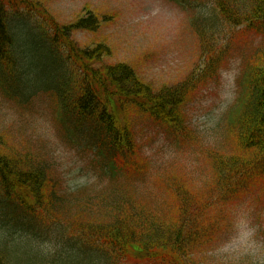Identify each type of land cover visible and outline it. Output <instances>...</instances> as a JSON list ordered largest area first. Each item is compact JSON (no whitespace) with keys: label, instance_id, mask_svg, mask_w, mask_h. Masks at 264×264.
I'll return each mask as SVG.
<instances>
[{"label":"trees","instance_id":"trees-1","mask_svg":"<svg viewBox=\"0 0 264 264\" xmlns=\"http://www.w3.org/2000/svg\"><path fill=\"white\" fill-rule=\"evenodd\" d=\"M212 1L218 16L204 13L202 25L216 27L220 18L233 25L247 23L264 36V0ZM41 12L45 13L43 8L24 0H0V73L5 84L14 86L8 88V95L22 104L36 102L40 94L53 96L62 111L61 124L68 134L91 140L112 186L95 191L85 185L68 191L47 174V159L34 162L6 151L0 135L1 263L194 264L193 254L211 244L204 237L208 229L200 224L191 227L183 218L189 205L197 204L195 197L186 190L174 196L175 188L171 189L172 203L163 202L160 208L174 205L175 209L160 215L151 202L157 199L151 197L153 188L146 175L150 161L141 157L136 129L132 130L131 117L126 115L131 109L135 112L131 115L138 112L174 132L182 131V108L192 88L153 90L123 62L94 66L110 53L107 47L78 48L69 38L75 29L97 28L92 12L68 25L50 23L47 34L31 20ZM55 38L66 49L61 55L54 47ZM256 55L242 77L231 131L237 147L260 156V165L250 167L257 163L251 158H214L216 184L227 181L221 197L244 191L249 172L264 169V60L259 61L264 45ZM66 58L72 70L65 67ZM49 61L54 66L48 70ZM77 72L81 79L77 80ZM37 78L42 82L35 83ZM124 169L136 175L121 181L119 172ZM239 169L243 184L233 181Z\"/></svg>","mask_w":264,"mask_h":264},{"label":"rangeland","instance_id":"rangeland-1","mask_svg":"<svg viewBox=\"0 0 264 264\" xmlns=\"http://www.w3.org/2000/svg\"><path fill=\"white\" fill-rule=\"evenodd\" d=\"M24 1L44 9L45 13H34L31 20L46 32L51 31L49 22L68 25L88 10L98 17L96 30L69 33L78 48L103 44L108 52L111 50L94 66L123 62L153 90L187 84L195 90L183 104L182 131L174 132L138 112L131 115L135 113L131 109L126 113L131 117L132 130L136 129L141 157L151 164L146 175L153 188L151 197L155 195L157 201L148 200L163 216L175 209L174 205L160 208L163 202L172 203L171 189L175 188L174 196L177 192L185 194L183 190L193 194L197 204L189 205L188 216L183 218L191 227L200 224L208 229L204 237L211 244L194 253L192 263L264 264V169L249 172L244 191L221 197L227 181L216 184L213 166L214 158L228 156L257 159L250 167L260 165V156L237 147L230 120L242 74L261 51L264 36L245 24L233 26L219 19L216 27L202 25L200 16L216 14L212 0ZM21 11L26 13L23 8ZM263 60L264 55L259 61ZM67 64L71 66L68 60ZM53 66L54 61H49L47 69ZM203 70L212 72L201 81ZM79 75L77 72V80ZM37 82H42L41 78ZM8 88L0 79V135L6 151L34 162L47 159V174L68 191L85 185L95 191L112 186L102 174L106 166L101 165L104 162L91 140L68 134L61 124L62 111L53 96L40 94L36 102L22 104L8 95ZM46 150L50 151L48 156ZM241 171L233 175V181L243 184ZM119 173L121 181L136 175L127 169ZM167 196L170 198L166 200ZM96 209L100 212L99 207Z\"/></svg>","mask_w":264,"mask_h":264}]
</instances>
